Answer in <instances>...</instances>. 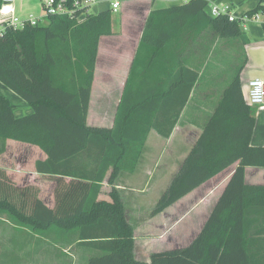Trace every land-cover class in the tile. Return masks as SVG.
I'll list each match as a JSON object with an SVG mask.
<instances>
[{"label":"trees","instance_id":"trees-1","mask_svg":"<svg viewBox=\"0 0 264 264\" xmlns=\"http://www.w3.org/2000/svg\"><path fill=\"white\" fill-rule=\"evenodd\" d=\"M207 5V0H188L148 11L109 128L86 122L99 40L112 34L109 8L88 11L80 20L50 15L45 22L17 29L6 26L0 33V82L32 108L16 116L13 105L0 94V153L7 139L35 145L46 153V160L36 161L35 167L60 174L56 202L48 208L36 199L38 207L31 218L41 226L57 224L79 231L83 236L79 244L96 252L87 264H264V237L250 236L255 234L254 223L246 216L250 204L264 207V184L244 182L246 166L264 167V145L250 142L255 119L241 98L239 77L245 55L151 211H163L237 162L208 218L187 245L154 251L148 261L136 258L133 227L112 186L120 170H133L150 130L170 135L198 78L196 70L167 51L168 44L204 32L241 44L248 41L237 19L230 21L228 14L210 16ZM255 13L261 15L264 32V0H257L245 14ZM167 66L178 71L167 82L173 90H165L163 76L152 78ZM185 73L191 75L189 79ZM153 82L160 90L151 91ZM108 169L111 202L97 199ZM7 208L21 212L13 205ZM258 231L264 233V228Z\"/></svg>","mask_w":264,"mask_h":264},{"label":"crops","instance_id":"crops-1","mask_svg":"<svg viewBox=\"0 0 264 264\" xmlns=\"http://www.w3.org/2000/svg\"><path fill=\"white\" fill-rule=\"evenodd\" d=\"M186 1L188 0L122 1L115 29L112 24V34L102 36L99 40L86 116L88 125L107 128L113 125L148 11L180 5ZM207 1V8L209 5H228L231 14L238 18L245 16L257 4V0ZM38 2L34 4V0H16L14 6L17 15H42L41 0ZM132 2L140 4L135 6L134 3V7H131ZM108 4L109 0H97L92 2L88 11L97 12L109 8ZM239 24L248 37L245 44L236 39L215 37L210 33L207 36L205 32L194 39L187 37L180 43L168 44L170 47L167 51L172 50L182 65L196 70L198 78L170 135L163 137L150 130L133 170H120L112 185L123 202L126 220L130 223L139 222L136 227L142 236L134 235L133 249L134 256L138 259L148 261L154 251L187 245L199 232L227 185L237 162L204 181L163 211L151 213L159 196L197 140L202 126L221 101L223 92L244 55L246 62L239 74L241 98L250 107L255 119L250 142L254 146L264 145V107L250 105L246 99L248 81L254 77L264 80V32L260 20L248 18ZM103 41L112 47L117 45L119 49L110 47L108 53L111 55L101 59ZM128 46L132 47L131 53L125 59L121 54L124 47L127 49ZM101 60L104 62L101 63ZM159 76L166 79L165 90L174 89L167 87V82L169 78L178 76V71L175 73V70L167 66L153 73L152 78L156 80ZM185 76L189 79L191 75L185 73ZM157 84L152 83L149 87L151 91L158 89ZM93 93L100 95L102 105L95 122L89 121ZM0 94L13 105L16 116L32 111L24 99L20 96L19 99L16 93L1 82ZM1 145L0 142V147ZM46 158V153L39 147L12 139L6 140L5 150L0 153V264H87V258L94 252L92 248L79 244L83 237L79 231L64 230L62 225L57 224L41 226L31 218L34 207H38L36 199L48 208L54 207L56 202L55 191L60 174L56 170L38 171L35 167L36 161H44ZM110 172L111 169H108L101 183L98 200L112 201L109 194L111 185L107 183ZM244 182L248 185L264 184V167L246 166ZM152 191L157 192L153 194ZM148 196L150 198L146 199ZM9 205L21 212H11L7 208ZM248 207L251 209L246 213L247 220L254 223L252 230L255 231L250 236L264 237L263 232L257 234L260 227L264 228V207L258 208L251 204Z\"/></svg>","mask_w":264,"mask_h":264},{"label":"built area","instance_id":"built-area-1","mask_svg":"<svg viewBox=\"0 0 264 264\" xmlns=\"http://www.w3.org/2000/svg\"><path fill=\"white\" fill-rule=\"evenodd\" d=\"M16 0H0V24L2 29L0 33L5 29L6 26H10L14 29L23 28L25 25H36L46 21V18L50 15H68L75 17L80 20L84 17L85 13L88 12V7L92 2L97 0H41L43 14L36 16L34 14H28L25 17L17 15L16 8L14 6ZM123 0H109V9L112 12L118 11ZM163 1V0H162ZM77 9L82 10L78 15H75ZM207 12L210 16H216L218 14H228L230 21L238 20L243 23L248 18L253 20H261V15L255 13L251 16L236 17L231 14L229 6L218 7L217 5H209ZM246 99L250 105L257 106L259 108L264 107V80L259 77L251 78L248 81V90Z\"/></svg>","mask_w":264,"mask_h":264},{"label":"rangeland","instance_id":"rangeland-1","mask_svg":"<svg viewBox=\"0 0 264 264\" xmlns=\"http://www.w3.org/2000/svg\"><path fill=\"white\" fill-rule=\"evenodd\" d=\"M136 2L130 3V6L131 7H134V3H135V6H139L140 3L139 2L136 3ZM36 3H39L38 0H34V4H36ZM105 4H106V1H105ZM119 15H120V13L118 11L112 12V24H113V28L114 29H115V27L117 25V21H118ZM110 47L113 48V49H115V50L119 49L117 45H115V46L112 47V46H109L108 43H106L104 41L101 43V54H100V58L101 59H104V57H106L107 55H111V54L108 53V51H110L109 50ZM131 48H132L131 46H128L127 49H126V47H124V50H123L121 56H123L126 59V57H128L130 55V53H131L130 52L131 51ZM121 60H122V58L120 57V61ZM102 62H104V61L101 60V63ZM18 98L21 99L19 96H18ZM100 98L101 97H100L99 94L93 93L92 105H91V108H90V111H89V121H92V122L97 121L96 117L98 116V113H99V107H102V105L100 103ZM152 135H154V134H151V136ZM154 192H157V191H152L153 194H154ZM149 198H150V196H148L146 199H149ZM130 224L133 227V233H134V235H136V237L137 236L138 237H141L142 236L141 235V231L138 230V228L136 227L139 224V222L135 221L133 223L131 222ZM143 236H145V235H143ZM146 236H150V235L149 234H146ZM136 252H137V250H136Z\"/></svg>","mask_w":264,"mask_h":264}]
</instances>
